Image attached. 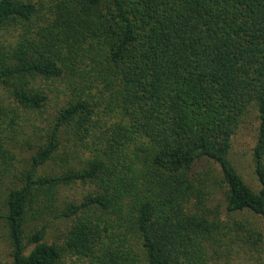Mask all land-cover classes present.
Here are the masks:
<instances>
[{
    "label": "trees",
    "instance_id": "obj_1",
    "mask_svg": "<svg viewBox=\"0 0 264 264\" xmlns=\"http://www.w3.org/2000/svg\"><path fill=\"white\" fill-rule=\"evenodd\" d=\"M250 111L257 190L230 158ZM0 243L264 264V0H0Z\"/></svg>",
    "mask_w": 264,
    "mask_h": 264
},
{
    "label": "rangeland",
    "instance_id": "obj_2",
    "mask_svg": "<svg viewBox=\"0 0 264 264\" xmlns=\"http://www.w3.org/2000/svg\"><path fill=\"white\" fill-rule=\"evenodd\" d=\"M54 98L52 100V103H54ZM257 127H258V119L256 116V113L254 111L248 112L242 123L240 124L238 130L233 136L232 140V148H231V153H230V158L234 165L236 166L238 172L240 173L241 177L243 180L250 185L254 190L258 189L257 186V181L256 178L254 177L253 174V163H252V148L254 146L255 142V136L257 133ZM52 167H56L57 165L51 164L49 165L46 169L47 170H52ZM79 185L75 186L74 188H66L63 193L67 194L69 196V193L71 192L70 195L78 194L80 191ZM62 193V194H63ZM51 231V229H50ZM54 232H48L47 238L48 240H52V235ZM4 244L0 243V254L4 258ZM3 252V255H2ZM244 259H242V264H252V261L247 260L244 256H242ZM73 261V260H72ZM65 264H85V263H78L74 261V263L71 262V260H66ZM254 264V263H253Z\"/></svg>",
    "mask_w": 264,
    "mask_h": 264
}]
</instances>
